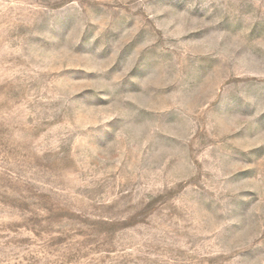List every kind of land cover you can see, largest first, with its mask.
I'll return each mask as SVG.
<instances>
[{"label": "rangeland", "instance_id": "obj_1", "mask_svg": "<svg viewBox=\"0 0 264 264\" xmlns=\"http://www.w3.org/2000/svg\"><path fill=\"white\" fill-rule=\"evenodd\" d=\"M0 264H264V0H0Z\"/></svg>", "mask_w": 264, "mask_h": 264}]
</instances>
